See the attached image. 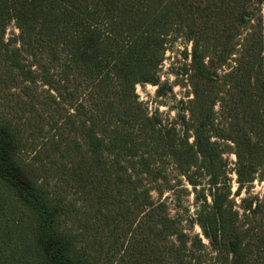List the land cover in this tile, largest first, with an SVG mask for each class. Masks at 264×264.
Here are the masks:
<instances>
[{
    "label": "trees",
    "instance_id": "1",
    "mask_svg": "<svg viewBox=\"0 0 264 264\" xmlns=\"http://www.w3.org/2000/svg\"><path fill=\"white\" fill-rule=\"evenodd\" d=\"M263 8L0 0V264H264ZM172 38L191 98L165 123L136 87L166 95ZM183 181L185 219L164 199Z\"/></svg>",
    "mask_w": 264,
    "mask_h": 264
},
{
    "label": "rangeland",
    "instance_id": "2",
    "mask_svg": "<svg viewBox=\"0 0 264 264\" xmlns=\"http://www.w3.org/2000/svg\"><path fill=\"white\" fill-rule=\"evenodd\" d=\"M263 22H264V8H263ZM19 31L15 27V24L12 22L6 33V39L10 40L12 37L17 36ZM191 46L186 45L182 39H170L167 44V50L165 52L163 61L158 70L159 84L165 86L163 92H167L166 95H158V86L152 84H140L137 85L136 91L140 101L146 106L147 110L150 113L155 111L158 112L160 118L165 123L173 122L177 117V110L181 108V101H188L191 98L189 87L181 86V67L185 63L183 52L188 49L190 51ZM172 88V91H167V88ZM189 96V97H188ZM229 167L232 170L235 165V156L228 155ZM171 177L174 178L177 176V173L174 167L170 168ZM230 177L232 179L233 192L237 189L236 175L234 172H231ZM183 180V179H182ZM205 183V181H204ZM183 184L189 189V195L186 196L182 192L183 187L177 188L175 193L167 192L164 196V199L168 201L172 214H181L183 219L188 216H193L197 210L196 195L193 192V189L183 181ZM252 194L259 196L264 199V181H256L251 189ZM154 198H158L156 193H153ZM245 194L241 195L244 197ZM239 200V198H237ZM191 233L199 234L202 238V232L200 228L195 225ZM207 243V241H204Z\"/></svg>",
    "mask_w": 264,
    "mask_h": 264
}]
</instances>
